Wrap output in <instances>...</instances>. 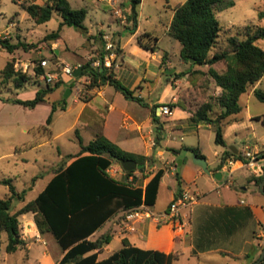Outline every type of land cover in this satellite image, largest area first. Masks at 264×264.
<instances>
[{"label": "crops", "instance_id": "0c3cea01", "mask_svg": "<svg viewBox=\"0 0 264 264\" xmlns=\"http://www.w3.org/2000/svg\"><path fill=\"white\" fill-rule=\"evenodd\" d=\"M96 1L109 10L111 14V18L108 20L109 26L112 28L113 25L116 24L118 28L111 33H106L103 31L104 24H97L101 29L98 34H95L85 25L88 29L86 37L89 45H87L88 43L86 45L84 44L82 48L86 50L88 55L91 53L92 56H86L84 60L77 63V66H83L90 62H87V60L92 58L96 53L100 54V58L98 61L91 62L93 67H98L96 64L102 61L101 54L105 49L104 47L110 45L117 46L121 54L113 62L115 77L124 83L126 87L131 90H136L137 96L145 99L144 95H147L149 102L144 100L148 106H142L137 102L130 101L126 99L122 93L111 91L110 88L113 87L109 85H101L100 87L88 90L74 88L72 90V95H74V90H76L77 100L84 104L75 123L68 128L67 131L75 128L81 136V130L82 127H84L86 130L91 131L94 137L100 135L105 136L127 152L147 157L154 156L156 163L154 166L150 167V169L152 171L165 169L166 172L162 182L169 173H174L175 169L178 168L175 167V163L178 164L180 159L184 161L179 172L181 175L185 165L189 163L190 157L195 156L192 152L185 150L186 148H198L205 156L204 158H206L211 172L207 174L201 167L195 164V167L190 169L193 174V178L189 180L190 184H186V186L172 191L171 200L165 211L169 208L173 200L184 191L189 192L197 199L196 203L191 208L183 211L182 220L184 227L182 230H177L175 226L170 224L159 225L154 219H143L136 221L134 223L135 230L130 231L127 229L125 222V212H120L108 220L93 236L97 238L107 231L112 233V242L103 250V253L100 254V259L108 258L113 253L120 250L123 247V240L127 239L134 246L144 250L177 254L179 258L174 264H231V262H234V264H252V261L262 254V249L264 248V191L261 187L262 184L258 186L255 182V179L260 177L253 176L251 171L245 167L244 162L240 160L243 152L237 147V143L242 146H247L249 143L248 139L250 140L252 136H249L247 140L243 139L238 133L243 126L237 123V119H230L232 122L227 125L228 127L226 126L224 131L226 147L222 146L223 150L220 153L216 152L215 155L217 160L214 162H211L205 155L200 142L198 147L177 143L175 138L176 135H186L193 132L198 134L200 138V134L204 129L214 132L211 125H198L190 121L197 105L188 95V93L191 92L190 90H193L194 87L197 86L194 83L198 82V77L209 79L210 86H215L214 80L207 75L209 66L191 67L183 62L181 57H179L178 62H174L169 52H161L160 43L162 38L158 36L156 32L157 28H150V26L147 25L152 15L145 11L144 0H142V4L139 7V25L135 34H131L127 30L128 23L126 12L130 10L128 0ZM127 1L128 4H126ZM35 3L39 4L37 2ZM183 3H179L175 7H172L170 1L165 0V4H162L163 6H157V12L161 18L160 21L164 23L165 36H170L169 28L175 14V9ZM116 10H120L121 15L115 14ZM164 12L165 19H163L162 15ZM101 30L102 32H100ZM145 32H150L159 38V49L156 52L147 51L139 45L137 39ZM91 36L95 38L89 41L88 37ZM61 39L53 42V51L57 54L62 53ZM21 43L30 44L32 42L27 41ZM50 51L52 52V50ZM164 56L166 57L164 58ZM33 64L35 66V63ZM19 66H23L24 68L26 66L28 67L26 64L20 65V63ZM215 68L222 71L225 67L224 65H220L215 66ZM21 69L24 71L23 68ZM196 71L200 73L192 76L191 73ZM24 72H28V70ZM181 72H186L187 75L180 80H175L174 75ZM190 80L192 82H190ZM261 81L252 88L251 93L254 94L256 89H260L259 86L262 83ZM80 82H84L86 85H90L91 83L88 78L84 77L76 81L74 85ZM37 91L38 90H35L31 93V97L33 96L32 99L35 98ZM81 92H83L82 95ZM202 92L205 95L207 90L203 89ZM220 93L221 90L217 88V94L219 95ZM16 95V99H21V94L17 93ZM44 103H40L34 109L41 107ZM0 104L16 106L17 108L11 109L12 113L16 115L23 112L21 107L24 106L6 103L1 99ZM165 104H175L179 106L171 108L173 112L171 116L165 118L160 117L163 126L160 141L157 135L156 124H154L152 118V108L156 107V109H158ZM90 106V111L86 113V110ZM68 109L69 104L67 110ZM47 112L50 116L52 113V105L47 109ZM54 115L51 125L54 123ZM84 115L85 123L81 127L80 121L83 119ZM256 118L251 117V121H257ZM46 124L47 120L45 125L42 126L43 130L49 131V135L52 137L51 125L48 129H45L44 127ZM154 133H156L155 139H153ZM164 135H167V137H164ZM231 137H234L233 140H231L233 142L232 144L229 143ZM166 138L170 140H167L166 144H162V140ZM153 142L156 143L155 146H153ZM89 143L84 142L85 145ZM40 145L41 144L33 145L31 148H36V146ZM253 147V151H257L261 154L264 165V150L260 149L257 143H254ZM168 149H177L181 150V152L180 154H174L168 151ZM231 149H236L238 151L236 155H239L240 159L230 157L223 162V154L227 150L232 151ZM67 155H65V160ZM186 158H188L187 161L185 160ZM70 163L71 162H68L67 165ZM117 166L119 165L115 164L112 166L117 173L110 175L122 182L132 181L133 177L128 179L125 173L119 172V167ZM167 166H170L169 170ZM227 169L234 171L232 178H229V174L226 171ZM216 174H221L222 178L217 179L215 177ZM53 177L54 175L51 174L50 179L46 182L45 187L37 197L45 190ZM262 177H264V175ZM5 180L7 179L1 180V183L4 184ZM9 180L12 181L11 183L15 187L13 180ZM36 182L33 183L32 180V186L28 188L29 191L30 189L34 191ZM147 183L138 185L145 187ZM5 186L9 191V186ZM25 201L26 198L22 203H25ZM26 204L22 206L19 204V208L21 209ZM155 205L148 206L150 211L154 214L163 213L156 212L154 210ZM20 218L24 219V222H20L22 238L26 242V246L23 250H27L30 254L34 240L44 241L46 245L48 241L53 245L58 244L51 233L41 234L39 232L35 223V214L28 213L20 216L19 219ZM46 237L48 241H45ZM118 237L120 243L113 249L112 246ZM63 256L64 252L62 249L61 252L56 255L44 251L42 257H35L33 264L36 262L40 264H59ZM5 260L7 261V259Z\"/></svg>", "mask_w": 264, "mask_h": 264}, {"label": "trees", "instance_id": "16d2710c", "mask_svg": "<svg viewBox=\"0 0 264 264\" xmlns=\"http://www.w3.org/2000/svg\"><path fill=\"white\" fill-rule=\"evenodd\" d=\"M25 0H12L28 12L36 24H45L52 20L55 13L61 18L59 29L45 37L46 41L56 42L61 39L64 27L75 28L88 34L85 20L88 16L86 8L75 9L70 0H41L44 5L35 2L25 3ZM130 10L126 12L127 30L135 34L139 25V7L142 0H128ZM225 0H187L175 9V14L169 28V35L181 44L180 57L183 62L191 67L209 66L207 73L214 82L216 88L221 90L218 97H210L193 113L190 121L194 124L211 125L215 132V142L219 146L226 147L224 131L232 122L234 116L242 111L240 100L250 89L255 87L264 77V49L258 42L264 40V27L245 26L244 32L237 37L230 38V51L215 52L223 27L217 17V8ZM233 5L230 3L229 6ZM259 18L264 19V11L259 13ZM95 37H88L92 40ZM97 38V37H96ZM99 38V37H98ZM139 45L150 52L159 49V38L150 32L141 34L137 39ZM28 45L19 43L12 44L9 40L0 39V49L14 54L15 50ZM105 46L101 54L104 61L111 52ZM113 50L120 56L119 47L113 45ZM166 56H164L165 58ZM193 61V62H191ZM34 66V76L40 78L45 70ZM222 64L224 70L219 71L215 66ZM83 73L80 78H88L89 89L101 85L112 86L116 91L122 93L126 99L137 102L142 106H148L144 99L136 95V90L126 87L115 77L114 65L106 66L101 64L93 67L92 62L82 66ZM199 71L191 75L199 74ZM0 75L5 82L14 83L15 89L20 90L32 81L31 75L24 72L19 63L11 60L7 63ZM187 75L186 72L176 73L175 80H180ZM65 86V90L74 89V83H65L62 80L56 81L54 85H47L39 89L34 99L21 100L16 98L3 99L6 103H13L34 109L40 103L47 102L49 96L56 89ZM256 98L264 103V90L254 91ZM171 108L179 105L169 104ZM67 100L52 104V113L47 119L48 127L53 122V115L56 111H66ZM218 108V114L215 111ZM152 118L156 124L159 140L163 126L160 117L157 115L156 107L152 108ZM257 121L264 126V116L257 117ZM76 135L81 146L77 155H67L64 165L54 171V177L45 190L33 201L13 213L16 201L25 200L29 189L19 193L12 185V181L5 180L4 184L9 186V196L0 199V232L7 235L6 253L14 254L26 246L22 238V231L19 217L28 213L35 214V223L41 234L51 233L64 256L59 264H174L178 260L175 253L166 254L161 251L144 250L134 246L129 240H123V247L105 259H100V254L112 242V233L107 231L97 238L94 234L99 231L108 220L120 212H128L142 205L154 206L158 199L165 169L158 170L145 187L138 185L136 172L145 173L148 168L156 163L154 156L127 152L105 136H98L89 144L85 145L79 132ZM197 157H205L198 148H186ZM174 154H180L181 150L168 149ZM230 157L240 159L239 155L227 150L222 157L223 162ZM122 160H135L138 169L133 172H125L128 179L132 181L122 182L113 178L108 170L113 165H120ZM68 162H71L67 165ZM175 167L178 164L175 163ZM124 170V169H123ZM40 177L33 179L35 183ZM180 173L177 179H180ZM264 177L255 179L259 186L263 183ZM264 248L262 249V251ZM261 256V255H260ZM254 259V264L259 258ZM264 263V260L261 264ZM1 264V257H0Z\"/></svg>", "mask_w": 264, "mask_h": 264}, {"label": "rangeland", "instance_id": "374dc122", "mask_svg": "<svg viewBox=\"0 0 264 264\" xmlns=\"http://www.w3.org/2000/svg\"><path fill=\"white\" fill-rule=\"evenodd\" d=\"M169 1L172 7H175L177 4L183 3L186 0ZM24 2L44 4L41 0H25ZM70 2L75 9L87 8L89 10L85 25L93 33L98 34L101 29L97 24H104L103 31L106 33H111L118 28L116 24L113 25L112 28L109 26L108 20L111 18V14L106 7L100 5L96 0H70ZM144 2L145 11L152 15L147 25L150 26V28H157V34L162 38L160 43L161 52H169L173 61L178 62L181 44L172 37L164 35V23L160 21L161 18L157 12V6H163L162 4H165V0H144ZM230 3H233V5L229 6ZM126 4H128V1ZM167 11L170 12L169 10ZM262 11H264V0H225L223 4L218 6L217 17L223 27V32L215 52L230 51V38L242 34L245 26L264 27V19L261 20L259 18V13ZM162 15L163 19H165V12ZM61 22L62 18L55 13L51 21L45 24H36L29 13L24 11L18 4L13 3L12 0H0V39L9 40L14 45L21 42H32L30 44L26 43L28 49L21 47L17 49L14 54L0 49V70H3L9 61L15 60L20 63V65H28V74L31 75L33 81L27 84L23 90H16L14 83L10 81L5 82L0 75V96L2 98H16V94L18 93L21 94V99L29 100L33 98V96L31 97L32 92L45 88L47 83L41 78L34 76L33 63H37V61L41 59L48 58L52 61V64L66 63L75 67L77 63L84 60L86 56H92L91 53L88 55L86 50L82 48L84 44L86 45L88 43L87 45H89L86 35L82 31L71 27H65L62 32V39L60 41L62 53L57 54L53 51L54 46L52 41H46L45 37L57 31ZM100 32H102V30ZM258 45L264 49V40L259 41ZM50 50H52V52ZM99 58L100 54L95 53L87 62L98 61ZM220 65L222 64L217 66ZM20 68H23V66H20ZM190 82L192 81L190 80ZM261 82L259 88L264 90V77ZM194 84L197 86H195L193 90H190L191 92H189L188 95L197 105L196 109L204 102L210 100V97H218L217 88L215 86H210L209 79L198 77V82ZM74 88H80L82 90L89 89L84 82L76 84ZM110 89L113 92L116 91L114 88ZM203 89L207 90L205 95L202 92ZM251 90L252 89L241 98L240 105L242 111L233 118L237 119V123L243 126L241 130L238 131L243 139L247 140L249 136H252L250 140L248 139L249 143L247 146H249L251 150H254V143H257L259 148L264 150V126L259 121H251V117L256 118L264 116V103L260 102L256 96L251 93ZM82 93L83 92H81V95ZM65 95V86H61L55 90L49 97V100L41 107L37 109L21 107L23 112L17 115L11 111V109L17 108L16 106L0 104V199L6 198L9 194L8 189L1 183V180H13V184L17 191L22 192L32 186L33 178L36 176H44L37 180L34 191L30 189L25 203L16 201L13 213L20 210L19 204L22 206L37 197L45 187L46 182L50 179L51 174H54V170L64 165L65 155L77 154L81 150L76 135V129L67 130L75 123L84 103L77 100L76 90H74V95L71 94L67 99ZM144 98V100L149 102L147 95H144ZM63 99L68 101L69 109L67 111H58L55 113L54 123L50 126L53 134L51 137L49 131L43 130L42 127L49 117L47 109H49L53 103L58 104ZM90 109L91 106L86 110V113L89 112ZM214 114L215 116L218 114V108ZM84 123L85 115L80 121L81 127ZM200 135L199 138L198 134L192 132L186 135H176L175 138L177 143L193 147H198L200 142L205 155L210 161H216L217 158L215 154L216 152L220 153L223 147L215 144V133L204 129ZM81 136L85 143H89L96 138L91 131L86 130L84 127H82ZM153 136V139H155L156 133H154ZM164 137H167V135H164ZM233 138L234 137H231L229 139V143H233L231 141ZM167 140L170 139H163L162 144H166ZM39 144L41 145L36 146V148H31L33 145ZM237 147L242 152L245 151V146L237 143ZM187 159L188 158L185 160ZM117 167H119V172L125 173L122 166L119 165ZM194 167L195 163L192 156L190 157L189 163L185 165L180 179H177L176 176L177 168L174 173H169L164 178L154 207L156 212L165 211L171 200L173 190L180 189L186 186V184H190L189 180L193 178L190 169ZM169 168L170 166H167L168 170ZM156 171L157 170L152 171L148 168L145 173L136 172L135 176L138 178L137 183L144 185L149 182ZM115 173H117V171ZM19 220L20 222H24V219L20 218ZM47 239L46 237L45 241H48ZM33 242L34 244L31 247L30 254L27 250L23 249L18 250L14 254H7V235L0 232L1 264H33L35 257H42L44 251L51 252L53 255L61 252L59 245H53L50 241L47 242V245L44 241L34 240ZM119 243L118 237L112 246L113 249H115ZM5 259H7V261ZM35 264L40 263L36 262ZM231 264H234V262H231Z\"/></svg>", "mask_w": 264, "mask_h": 264}, {"label": "built area", "instance_id": "2783aa9c", "mask_svg": "<svg viewBox=\"0 0 264 264\" xmlns=\"http://www.w3.org/2000/svg\"><path fill=\"white\" fill-rule=\"evenodd\" d=\"M115 14L121 15L120 10H116ZM111 52L106 56L105 60L98 62L96 65L100 66L101 64H105L106 66H112L114 60L117 59L118 55L113 50V46L110 45L107 47ZM53 65V67H52ZM46 72L41 76V79L47 83V85H54L56 81L62 80L65 83H75L77 78L74 76V73L77 69L82 66L72 67L69 64H52V61L48 58L41 59L39 65ZM24 71L28 70V67H23ZM157 114L159 117H168L173 114L172 109L169 105L165 104L160 106L157 109ZM153 146L156 145L155 142L152 143ZM245 167H247L253 176L262 177L264 175V165L261 154L257 151H253L249 146H245V151L241 154V159ZM229 174V178L233 177L234 171L231 169L226 170ZM108 172L110 174H116L114 169L111 167ZM197 199L193 197L189 192H182L180 196L175 198L169 208L160 214H154L150 211L149 207L146 205H142L138 208L132 209L125 213V222L127 225V229L130 231L135 230L134 223L138 220L143 219H154L159 225H173L177 230H182L184 227L183 223V211L185 209L191 208ZM264 264V263H263Z\"/></svg>", "mask_w": 264, "mask_h": 264}, {"label": "water", "instance_id": "95a60500", "mask_svg": "<svg viewBox=\"0 0 264 264\" xmlns=\"http://www.w3.org/2000/svg\"><path fill=\"white\" fill-rule=\"evenodd\" d=\"M191 62H193V61H191ZM82 73H83V69L79 68V69H77L75 71L74 76L78 79V78H80L82 76ZM71 94H72V90L68 89L66 91V95H65L66 99L69 98ZM231 150L235 154L238 153V151L236 149H231ZM193 160H194V163L197 166L201 167L207 174L211 173L206 158L194 156ZM183 162H184L183 160H179L178 161V168H177V171H176V176H178V174L180 172V169H181V167L183 165ZM121 166L124 169V171H126V172H133V171H136L138 169V163L135 160H122L121 161ZM215 177L217 179H221L222 175L221 174H216ZM261 187H262V189L264 191V181H263ZM263 260H264V250H263L260 258L254 264H261L263 262Z\"/></svg>", "mask_w": 264, "mask_h": 264}]
</instances>
